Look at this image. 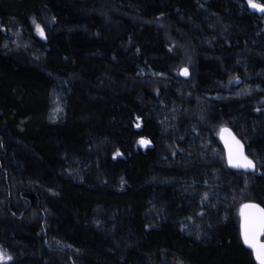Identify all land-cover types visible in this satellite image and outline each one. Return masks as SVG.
Returning <instances> with one entry per match:
<instances>
[{"label": "trees", "instance_id": "1", "mask_svg": "<svg viewBox=\"0 0 264 264\" xmlns=\"http://www.w3.org/2000/svg\"><path fill=\"white\" fill-rule=\"evenodd\" d=\"M225 126L253 172L229 167ZM249 201L264 208V14L248 0H0L8 264H257Z\"/></svg>", "mask_w": 264, "mask_h": 264}, {"label": "snow or ice", "instance_id": "2", "mask_svg": "<svg viewBox=\"0 0 264 264\" xmlns=\"http://www.w3.org/2000/svg\"><path fill=\"white\" fill-rule=\"evenodd\" d=\"M248 4L251 8L264 12V4L256 2V0H248ZM33 23L36 25L37 32L44 36V28L37 24L35 20ZM183 74H187L188 70L185 68L182 70ZM221 132L226 134V143L228 144V162L233 167H242L245 169L255 168V164L243 153V145L232 134L230 129L223 128ZM141 144L147 143L144 140L140 141ZM120 153H117L119 155ZM244 209H251L254 211L246 212L242 211V224L241 231L244 242L253 249L256 259L259 264H264V241L261 237H264V208H261L257 204H245ZM13 258L7 254V252L0 248V264H6L7 261H11Z\"/></svg>", "mask_w": 264, "mask_h": 264}, {"label": "water", "instance_id": "3", "mask_svg": "<svg viewBox=\"0 0 264 264\" xmlns=\"http://www.w3.org/2000/svg\"><path fill=\"white\" fill-rule=\"evenodd\" d=\"M185 68H186V67H185ZM185 68H183V69H185ZM183 69H182V70H183ZM186 69L188 70V68H186ZM182 70H181V75H182L184 78H188V77H189V71H188L187 74L185 75V74H183V71H182ZM223 128H227V129H230V130H231L232 134H233V135L236 137V139L239 140V141L241 142V144L243 145V153H244V155H246V156H247L250 160H252L253 163L255 164V168H249V169H245V168H242V167H233L232 165H230L229 162H228V150H229V149H228V144L226 143V134L222 133L221 130H220L219 137H220V140H221V142H222V144H223V147H224V150H225V154H226V160H227V163H228L229 167H230L232 170H234V171H244V172H252V171H254V170L256 169V161H255L251 156L248 155V153H247V151H246V146H245L244 141H243L239 136H237V135L235 134V132H234L230 127H223ZM223 128H222V129H223ZM245 204H257V205H260V204L257 203V202L249 201V202H245V203H243V204L240 206V208H239V215H240V230H241V224H242V220H243L242 215H241V212H242V211H246V212L254 211V210H251V209H244V208H243V205H245ZM260 207L263 208L261 205H260ZM241 237H242V240H243L244 245H245L248 249H250V250L252 251L256 263L259 264V261L256 259V256H255V253H254L253 249H251V248H250V247L244 242L243 235H242V231H241ZM261 240L264 241V237H261Z\"/></svg>", "mask_w": 264, "mask_h": 264}, {"label": "rangeland", "instance_id": "4", "mask_svg": "<svg viewBox=\"0 0 264 264\" xmlns=\"http://www.w3.org/2000/svg\"><path fill=\"white\" fill-rule=\"evenodd\" d=\"M257 2V1H256ZM259 3V2H258ZM249 5V4H248ZM250 7V6H249ZM251 8V7H250ZM251 10H255V9H253V8H251ZM255 11H257V12H259V13H261V14H264V12H260V11H258V10H255ZM36 22V21H35ZM37 24H39V25H41L40 23H38V22H36ZM42 26V25H41ZM34 27H35V31H36V33H37V35L39 36V37H44V36H41L38 32H37V30H36V25L34 24ZM186 67V66H185ZM185 67H183V68H185ZM182 68V69H183ZM187 68V67H186ZM181 69V70H182ZM188 71H189V69H188ZM190 74V73H189ZM141 140H144V141H146L147 143H144V144H141L140 143V141ZM148 144H149V142H148V140H146V139H144V138H141V139H139V141H138V145L139 146H142V147H146V146H148ZM0 248H3L2 246H1V244H0ZM4 249V248H3ZM5 250V249H4ZM6 252H7V254L8 255H10L12 258H13V255L10 253V252H8L7 250H5ZM13 260V259H12ZM11 260V261H12ZM11 261H7L6 262V264H8V263H10Z\"/></svg>", "mask_w": 264, "mask_h": 264}, {"label": "bare ground", "instance_id": "5", "mask_svg": "<svg viewBox=\"0 0 264 264\" xmlns=\"http://www.w3.org/2000/svg\"><path fill=\"white\" fill-rule=\"evenodd\" d=\"M225 127H229V126H225Z\"/></svg>", "mask_w": 264, "mask_h": 264}]
</instances>
